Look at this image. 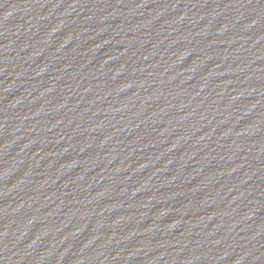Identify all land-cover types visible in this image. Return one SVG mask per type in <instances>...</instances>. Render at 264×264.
Here are the masks:
<instances>
[{
  "label": "water",
  "instance_id": "95a60500",
  "mask_svg": "<svg viewBox=\"0 0 264 264\" xmlns=\"http://www.w3.org/2000/svg\"><path fill=\"white\" fill-rule=\"evenodd\" d=\"M0 264H264V0H0Z\"/></svg>",
  "mask_w": 264,
  "mask_h": 264
}]
</instances>
